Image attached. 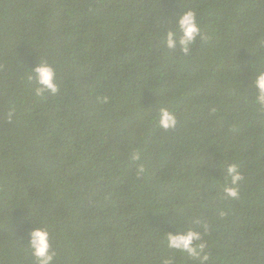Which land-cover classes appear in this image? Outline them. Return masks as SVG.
Wrapping results in <instances>:
<instances>
[{
	"label": "trees",
	"instance_id": "obj_1",
	"mask_svg": "<svg viewBox=\"0 0 264 264\" xmlns=\"http://www.w3.org/2000/svg\"><path fill=\"white\" fill-rule=\"evenodd\" d=\"M186 11L188 55L167 47ZM42 63L56 94H35ZM261 72L264 0H0V264H38L35 228L54 264H201L168 247L189 230L203 264H264ZM220 113L245 129L208 138Z\"/></svg>",
	"mask_w": 264,
	"mask_h": 264
},
{
	"label": "clouds",
	"instance_id": "obj_2",
	"mask_svg": "<svg viewBox=\"0 0 264 264\" xmlns=\"http://www.w3.org/2000/svg\"><path fill=\"white\" fill-rule=\"evenodd\" d=\"M177 27L179 33L182 35H178L177 31H170L167 34V47L169 49L176 48L178 40L183 54L188 55L191 50V45L196 42L197 37L201 34L200 24L197 20L196 13L193 11H186L178 18ZM35 74V78L40 86L35 90L37 96H43L45 92L56 94L59 91L55 82L56 72L49 64H39L35 69ZM254 87L258 92L256 103L264 105V72L259 73L255 77ZM158 122L159 127L164 131L175 129L178 123L176 116L166 108H161L159 110ZM226 129H245V125L236 116L227 113H220L217 114L209 123L208 127L205 128L208 138L213 134L216 136ZM132 159L133 161H139L140 157L133 154ZM224 162L225 164H230L226 167V177L230 178V183L224 187L223 191L227 197H230L233 200L239 199V185L243 182L244 176L239 171L236 164H231L235 163L232 159H225ZM144 172L145 169L141 165L137 172V176H140ZM30 235L32 237L30 247L38 264H54L55 254L51 252L49 232L44 229L35 228ZM201 238V233L199 231L189 230L186 233H169L167 235V242L169 248L186 252L203 264V262L207 261L209 257L207 254L202 255L205 246L203 244L197 246L195 243L200 241Z\"/></svg>",
	"mask_w": 264,
	"mask_h": 264
}]
</instances>
